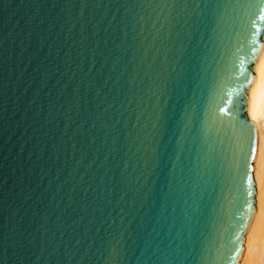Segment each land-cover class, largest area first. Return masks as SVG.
<instances>
[{"label":"water","instance_id":"95a60500","mask_svg":"<svg viewBox=\"0 0 264 264\" xmlns=\"http://www.w3.org/2000/svg\"><path fill=\"white\" fill-rule=\"evenodd\" d=\"M251 3L0 0V264H239Z\"/></svg>","mask_w":264,"mask_h":264},{"label":"bare ground","instance_id":"6f19581e","mask_svg":"<svg viewBox=\"0 0 264 264\" xmlns=\"http://www.w3.org/2000/svg\"><path fill=\"white\" fill-rule=\"evenodd\" d=\"M250 116L258 134L253 163L255 211L245 234L239 264H264V54L251 92Z\"/></svg>","mask_w":264,"mask_h":264},{"label":"snow or ice","instance_id":"6c2138e0","mask_svg":"<svg viewBox=\"0 0 264 264\" xmlns=\"http://www.w3.org/2000/svg\"><path fill=\"white\" fill-rule=\"evenodd\" d=\"M249 8L253 7L251 0H247ZM260 5H264V0H259ZM264 21V7H260L259 8V14H255L254 18L253 16L250 14L248 16V23L253 27V28H257L258 24L257 21ZM222 111H226L225 109H222ZM249 195H251V193H249Z\"/></svg>","mask_w":264,"mask_h":264}]
</instances>
